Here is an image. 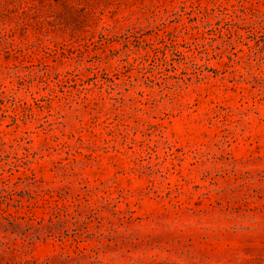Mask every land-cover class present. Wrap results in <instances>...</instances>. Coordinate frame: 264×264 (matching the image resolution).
<instances>
[{
  "label": "rangeland",
  "instance_id": "374dc122",
  "mask_svg": "<svg viewBox=\"0 0 264 264\" xmlns=\"http://www.w3.org/2000/svg\"><path fill=\"white\" fill-rule=\"evenodd\" d=\"M0 264H264V0H0Z\"/></svg>",
  "mask_w": 264,
  "mask_h": 264
}]
</instances>
